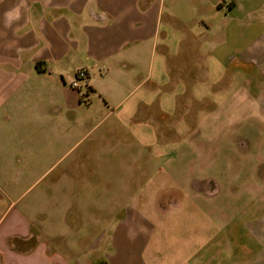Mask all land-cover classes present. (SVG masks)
Here are the masks:
<instances>
[{
  "label": "crops",
  "instance_id": "0c3cea01",
  "mask_svg": "<svg viewBox=\"0 0 264 264\" xmlns=\"http://www.w3.org/2000/svg\"><path fill=\"white\" fill-rule=\"evenodd\" d=\"M14 7L19 19L4 27ZM78 70L85 79L71 88ZM236 108L264 146V0H0V264H264V183L243 190L246 204L210 209L216 220L171 231L156 219L143 261L125 253L126 238L89 257L78 249L86 241L38 237L25 213L9 211L34 168L105 160L114 137L156 159L192 134V114ZM202 192L212 198L216 183Z\"/></svg>",
  "mask_w": 264,
  "mask_h": 264
},
{
  "label": "rangeland",
  "instance_id": "374dc122",
  "mask_svg": "<svg viewBox=\"0 0 264 264\" xmlns=\"http://www.w3.org/2000/svg\"><path fill=\"white\" fill-rule=\"evenodd\" d=\"M179 117L172 116L174 122ZM202 117L208 123L197 130ZM190 119L193 132L187 140L156 148V159L147 157L150 148L114 137L103 147L105 160L100 156L92 163L84 160L75 171L67 162L45 173L34 168L19 184L17 196H12L15 206L9 211L25 213L37 225L33 229L38 237L46 230L50 236L86 241L78 249L91 251L89 257L103 258L111 239L126 238L121 244L125 253L143 261L144 248L156 247V219L170 222L171 231L172 226L178 229L205 218L216 220L217 214L210 209L246 204L250 196L243 195V190L264 183L255 178L264 173V146L256 140L263 133L250 131L245 109L236 108L224 116L192 114ZM138 150L146 155L137 156ZM206 180L217 185L212 198L202 192ZM157 203L169 209V215L159 217L154 210ZM140 225L145 231L147 227L154 230L146 235Z\"/></svg>",
  "mask_w": 264,
  "mask_h": 264
},
{
  "label": "clouds",
  "instance_id": "9594fccd",
  "mask_svg": "<svg viewBox=\"0 0 264 264\" xmlns=\"http://www.w3.org/2000/svg\"><path fill=\"white\" fill-rule=\"evenodd\" d=\"M19 17H20L19 8L14 7L9 10H6L2 14V22L4 27L11 26L14 21L19 19Z\"/></svg>",
  "mask_w": 264,
  "mask_h": 264
},
{
  "label": "built area",
  "instance_id": "2783aa9c",
  "mask_svg": "<svg viewBox=\"0 0 264 264\" xmlns=\"http://www.w3.org/2000/svg\"><path fill=\"white\" fill-rule=\"evenodd\" d=\"M85 79V72L83 70L76 71L75 79L71 82L70 87L71 88H78V83Z\"/></svg>",
  "mask_w": 264,
  "mask_h": 264
},
{
  "label": "flooded vegetation",
  "instance_id": "af4514ba",
  "mask_svg": "<svg viewBox=\"0 0 264 264\" xmlns=\"http://www.w3.org/2000/svg\"><path fill=\"white\" fill-rule=\"evenodd\" d=\"M210 184H208V186H209ZM210 187V186H209ZM157 204H159V203H157ZM160 206H162V204H159ZM162 207H164V206H162Z\"/></svg>",
  "mask_w": 264,
  "mask_h": 264
}]
</instances>
